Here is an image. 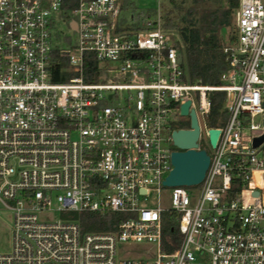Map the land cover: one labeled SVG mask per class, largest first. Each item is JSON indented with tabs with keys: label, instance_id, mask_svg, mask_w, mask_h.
Segmentation results:
<instances>
[{
	"label": "built area",
	"instance_id": "2783aa9c",
	"mask_svg": "<svg viewBox=\"0 0 264 264\" xmlns=\"http://www.w3.org/2000/svg\"><path fill=\"white\" fill-rule=\"evenodd\" d=\"M65 1L0 0V211L13 216L0 264H264V142L253 145L264 135V0H240L221 86L190 82L180 34L158 11L137 29L124 0ZM57 48L65 82L54 81ZM87 52L97 82L85 79ZM213 92L225 93L228 113L212 127L221 131L215 148L205 124ZM187 101L210 166L194 202L187 187H172L164 210L172 125ZM51 211L126 219L83 233L74 218L49 220ZM139 241L156 246L154 259L118 257L120 243Z\"/></svg>",
	"mask_w": 264,
	"mask_h": 264
},
{
	"label": "trees",
	"instance_id": "16d2710c",
	"mask_svg": "<svg viewBox=\"0 0 264 264\" xmlns=\"http://www.w3.org/2000/svg\"><path fill=\"white\" fill-rule=\"evenodd\" d=\"M175 8L179 7L177 0H167ZM67 2V0L65 1ZM186 2V1H182ZM240 0H189L192 5L179 17L167 13L163 16L164 24L168 28L176 29L182 39L183 53L185 56L189 80L193 84L221 86V75L228 69V62L223 53V47L234 40L233 15L239 7ZM131 0H124L123 10L133 9ZM151 10L136 13V28L139 22L151 15ZM70 21V16H64ZM230 30L228 40L223 39V33ZM60 38V36H58ZM60 49L54 51L58 59L56 67L57 76L55 82H65L66 76L59 75V69L66 65V60L60 57ZM99 64L93 53L85 54V79L88 82L100 80ZM212 108L209 126L222 127L228 117L224 109L225 93L213 92L210 94ZM184 128V127H182ZM240 187L232 185L230 195L234 197ZM74 219L78 220L83 233L112 232L117 230L119 224L126 216L118 212L100 213H73ZM175 224V223H173ZM171 226L164 227V247L166 237L172 236ZM175 226V225H173Z\"/></svg>",
	"mask_w": 264,
	"mask_h": 264
},
{
	"label": "rangeland",
	"instance_id": "374dc122",
	"mask_svg": "<svg viewBox=\"0 0 264 264\" xmlns=\"http://www.w3.org/2000/svg\"><path fill=\"white\" fill-rule=\"evenodd\" d=\"M183 0H177L179 3L180 10L178 8H175L167 0H131V2L134 4L133 9H128L123 12V15L126 18H130L133 11L136 13L139 12H146V11H158L162 16H164L167 13H170L174 16H180L181 14L185 13L192 5H190L189 0L185 3L182 2ZM151 12V13H152ZM233 25H235V17L233 15ZM62 32L67 33V29L64 26H60ZM231 33L230 30H226L223 33V39L225 41L228 40V35ZM177 122H175L172 125V130H179L184 128H190V118L189 116H176ZM209 117H205V124L207 127L209 126ZM262 118L257 117L255 119V123H261ZM199 144L203 149H206L209 156L212 155V151L205 139L204 133H200L199 137ZM173 149L177 150L176 147H173ZM189 197L192 202H194L199 194L202 191V185L197 186H191L186 188ZM172 187H166L162 186L160 190V205L164 210H168L172 206ZM156 203V197L153 196L152 203ZM48 218L51 221H56L60 219H66L71 218L73 219V214L66 215L65 213L58 212V211H51L48 213ZM164 223L165 226H169L170 222L172 221L171 216H169V213L164 214ZM12 223H13V216L11 211H0V252L2 253H8L11 251L12 246ZM118 257L120 259H135V260H148V259H154L156 257L157 248L152 243L148 242H123L120 243L117 247Z\"/></svg>",
	"mask_w": 264,
	"mask_h": 264
},
{
	"label": "water",
	"instance_id": "95a60500",
	"mask_svg": "<svg viewBox=\"0 0 264 264\" xmlns=\"http://www.w3.org/2000/svg\"><path fill=\"white\" fill-rule=\"evenodd\" d=\"M181 61V55H179ZM190 101L181 107V115L189 116L190 128L179 129L172 132L173 145L177 148L172 153V170L163 181L166 187H191L200 185L210 166V156L206 149L198 150V140L203 123L199 124L196 112H189ZM220 129L212 128L208 131V140L211 148H215L219 139ZM264 142V135L254 140V147ZM259 193L255 192V196Z\"/></svg>",
	"mask_w": 264,
	"mask_h": 264
},
{
	"label": "flooded vegetation",
	"instance_id": "af4514ba",
	"mask_svg": "<svg viewBox=\"0 0 264 264\" xmlns=\"http://www.w3.org/2000/svg\"><path fill=\"white\" fill-rule=\"evenodd\" d=\"M182 129H189V128H182Z\"/></svg>",
	"mask_w": 264,
	"mask_h": 264
}]
</instances>
